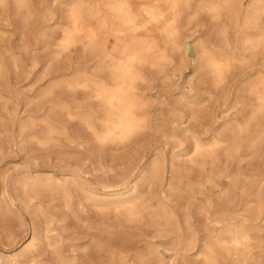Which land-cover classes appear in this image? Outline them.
Instances as JSON below:
<instances>
[{"label": "bare ground", "instance_id": "6f19581e", "mask_svg": "<svg viewBox=\"0 0 264 264\" xmlns=\"http://www.w3.org/2000/svg\"><path fill=\"white\" fill-rule=\"evenodd\" d=\"M14 1L19 8L30 3L29 0ZM191 1L93 0L87 3V0H54L55 4L63 3L69 7V23L63 27L64 37L59 45L66 49L77 41H83L84 50L91 51L95 65L90 69L77 70L63 83H53L45 95L57 85L70 90H84L95 107L89 109L91 113L78 116L90 130L94 141L100 147L123 148L154 124L150 99L141 87L149 80L147 70L163 73L161 65L167 61L174 62L175 54L182 52L180 65L193 64L195 72H204V77L211 80L210 86L188 102L187 117L188 120H196L195 125L207 133V125L201 121L209 113L208 99L202 101L204 95L209 94L210 100L224 96L228 76L239 67L252 66L259 58L263 68L258 69L237 92L236 105L243 104L238 109L239 115L224 119L213 137H202L193 126L182 128L180 125L184 123L185 115L169 104L173 116L167 123L171 128L169 136L179 146L185 144L186 136L192 141L191 146L180 150L171 160L165 156L166 152L152 158L145 155L141 160L142 166L140 164L142 188L139 189L137 183H124L110 186L108 193L98 195L94 191L95 185L88 184L86 201L89 200L101 213L114 212L115 227L119 229L145 218L151 221L159 218L156 222L160 227L164 226L167 236H172L174 245L175 257L168 264H193L191 255H195L202 264H264L260 260L264 256V0H248L247 3L246 0H199L195 15L206 11L212 22L222 26L219 44L194 40L186 35V26L181 22ZM7 2L0 0L2 5ZM232 30L235 41L229 36ZM109 39L114 41L111 47ZM170 75L165 74L167 78ZM188 83L192 84L191 80ZM245 92L250 97L248 102L241 100ZM187 97L185 92L180 95L181 100ZM60 107L67 110L65 105ZM67 113L75 115L69 110ZM28 127L42 131L40 137H36L37 132L34 131L26 134L38 145L47 146L56 141L50 135L56 130L48 120L32 117L25 121L19 127L22 136ZM20 143L24 148L23 138ZM220 152L225 154L226 164L236 162L233 171L223 170L219 164ZM66 177L36 174L33 170L14 184L22 195L30 199L47 191L60 196L69 207L73 199L72 187ZM216 177L228 179L226 186L220 187L219 197L193 200L204 194L208 186L215 183ZM156 182H160L157 191L153 188ZM9 185L3 189L7 205L8 200L13 201L14 198L6 197ZM148 193L154 194L156 201L146 199ZM3 211L4 206L0 203V213ZM105 233L110 235L113 231L108 228ZM57 243L56 236L46 234L41 245L32 242L23 247L22 255L36 257L50 247L60 264H82L77 257L57 249ZM128 252L103 239L94 243L95 254L90 261L94 260L95 264H151L154 259L153 255L144 258L136 253L134 256H138L140 261L134 257L132 260ZM16 260L15 255L5 257L0 254V264H14Z\"/></svg>", "mask_w": 264, "mask_h": 264}, {"label": "rangeland", "instance_id": "374dc122", "mask_svg": "<svg viewBox=\"0 0 264 264\" xmlns=\"http://www.w3.org/2000/svg\"><path fill=\"white\" fill-rule=\"evenodd\" d=\"M92 1L87 0V3ZM29 2L27 6L21 8L15 5L14 0H8L4 5L0 4V203L4 206V211L0 213V254L5 257L15 255L17 260L14 264H60L50 247L43 249L36 257L22 255V250L32 242L41 245L47 234L57 237V249L68 256L77 257L82 264H93L94 260L90 259L95 254L94 243L103 239H108L118 248L128 250L131 259L134 257L140 261L138 256H134L136 253L143 255L144 258L153 255L155 260L150 261L151 264H168L175 257L174 245L171 242L172 236H167L164 226L160 227L156 222L159 218H155L154 221L145 218L132 226L116 228L114 212L101 213L89 200L86 201L88 184L95 185L94 191L98 195L108 193L110 186L115 187L124 183H137L139 189L142 188L140 164L145 155L152 158L155 154L161 155L166 152L165 156L171 160L180 153V150L187 149L192 144V141L184 136L186 142L179 146L169 136L171 128L167 123L169 119H173L169 104L176 109L175 111L185 115L184 123L180 125L182 128L193 126L202 137L211 138L224 119L239 115L238 109L243 104L236 105L237 92L253 78V75L255 76L258 69L263 68L261 60L258 58L252 66L234 70L225 82L224 96L220 98L217 96L218 100H210L209 94L204 95L202 101L208 99L209 113L205 118H201L208 129L207 133H203L202 127L195 125L196 120H188L190 107L188 102L208 89L211 80L204 77L203 71L195 72L193 64L180 65L182 52L176 53L174 62L167 61L161 65L163 73L147 70L149 80L141 85L142 91L150 99L149 108L155 119L154 124L144 129L123 148L100 147L78 116L86 112L91 113L89 109L95 107L84 90H70L64 85H57L50 94L45 95L53 83H63L77 70L93 67L95 59L90 55L91 51L84 50L83 41H77L66 49L59 45L64 37L63 27L69 23L67 5L55 4L54 0ZM189 6L185 9L181 22L186 26L184 29L186 35H190L194 40L203 39L219 44L221 24L212 22L206 11L195 15L199 0H192ZM229 36L235 41L233 30ZM108 41L111 47V42L114 41L113 39ZM166 73L171 75L167 78ZM190 80L192 84L188 83ZM182 92L187 94L188 99L181 100ZM249 98L245 92L241 100L248 102ZM60 105L67 106V110L75 115H68L67 110L61 109ZM93 114L99 115L100 112ZM31 116L48 120L56 130L50 134L56 141L41 146L35 139L31 140L26 134L34 131L37 132L35 136L40 137L42 131L40 132V128L37 127L34 130L32 127L26 128L25 136H22L19 127L32 118ZM22 138L24 148L20 143ZM16 139L19 141L16 142ZM220 154L219 164L223 170L233 171L236 162L226 164L225 154L223 152ZM33 170L36 174L67 176L72 187L73 199L70 206L66 207L60 196L51 195L47 191H42L32 199L22 195L14 183L20 178L23 180L25 175ZM226 181L228 179L225 177H216L215 183L193 200L216 199L220 195V187L226 186ZM7 185L10 189L6 197H14L13 201L8 200L9 205L4 203L3 195V189ZM159 187L160 182L153 185L155 191L159 190ZM153 195L148 193L146 199L156 201ZM108 228L113 234L105 233ZM203 234L201 233V236ZM82 247L87 249L84 250ZM262 254L264 255V252ZM190 259L194 261L193 264H202L200 260H196L195 255H191ZM260 260L264 261V256Z\"/></svg>", "mask_w": 264, "mask_h": 264}]
</instances>
